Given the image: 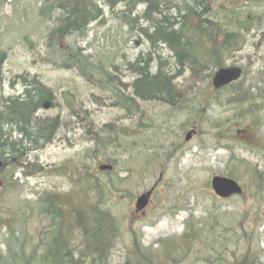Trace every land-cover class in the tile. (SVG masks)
Returning a JSON list of instances; mask_svg holds the SVG:
<instances>
[{
  "label": "rangeland",
  "instance_id": "1",
  "mask_svg": "<svg viewBox=\"0 0 264 264\" xmlns=\"http://www.w3.org/2000/svg\"><path fill=\"white\" fill-rule=\"evenodd\" d=\"M37 3L5 0L0 6V46L7 58L2 96L22 93V78L36 77L55 94L52 107L39 112L58 115L60 123L50 142L29 153L23 170L10 174L14 168L6 165L0 173L8 186L0 189V264H38L34 257L50 223L39 212L40 201L88 187L114 218L106 264H236L244 257L264 264V96L256 115L240 119L236 105L225 101L226 91L215 93L211 79L194 83L184 71L175 79L185 91L181 110L137 98L130 104L122 96H132L135 73L128 62L149 45L131 37L107 9L103 22L92 23L83 36L60 41L63 49L80 47L84 70L63 67L60 56L53 59L42 48L51 24L38 20ZM156 52L170 70L169 50ZM226 65L240 66L247 84L264 87V35L249 31ZM192 127L196 133L185 141ZM101 164L113 168L100 172ZM228 172L244 191L218 198L209 180ZM155 183L147 207L135 212L136 197ZM189 226L193 235L182 243Z\"/></svg>",
  "mask_w": 264,
  "mask_h": 264
},
{
  "label": "trees",
  "instance_id": "2",
  "mask_svg": "<svg viewBox=\"0 0 264 264\" xmlns=\"http://www.w3.org/2000/svg\"><path fill=\"white\" fill-rule=\"evenodd\" d=\"M4 1L1 0V7ZM37 4L38 20L51 24L42 48H46L53 59L60 56L63 67H79L82 71L86 58L81 56L80 47L63 49L60 41L83 36L92 23L103 22L108 9L118 19L120 27L128 29L131 37L136 36L134 39L138 37L149 45L147 52L139 53L128 62L127 68L135 76L129 85L132 96L123 94V99L130 104L135 98L157 101L177 111L182 109V101L186 98L175 79L184 71L194 83L210 81L214 71L225 66L228 57L242 49L249 31L257 30L264 35V12L255 11V7L264 9V0H38ZM139 6L141 10L137 9ZM117 7L120 10L116 13ZM23 40L30 48L36 47L34 42L28 44V35H24ZM162 46L169 50L174 60L172 70L165 69L167 60L164 62L156 52ZM6 59V50L0 46V160L3 162L0 173L7 165L14 168L10 173L13 174L16 169L26 167L29 153L53 139L60 118L39 112L52 107L55 94L36 77L28 82L22 78V93L2 96ZM111 77L118 79L115 75ZM263 88L247 84L241 78L220 89L212 87V90L215 93L226 91L225 101L235 104L234 114L245 119L256 115L260 107L258 101L264 96ZM225 175L236 178L230 172ZM12 185L10 183L9 188ZM6 188L5 180L0 179V189ZM92 189L56 193L51 200L40 201L39 212L50 218V223L39 244L41 254L34 252V262L106 264L114 245V218L102 208L99 195L95 200L89 196ZM191 230L189 226L179 241L188 243L189 236L193 235ZM142 258L147 259L143 255ZM254 259L244 257L236 264H254Z\"/></svg>",
  "mask_w": 264,
  "mask_h": 264
},
{
  "label": "water",
  "instance_id": "3",
  "mask_svg": "<svg viewBox=\"0 0 264 264\" xmlns=\"http://www.w3.org/2000/svg\"><path fill=\"white\" fill-rule=\"evenodd\" d=\"M242 74V69L239 66H226L218 68L211 79L213 87L220 88L229 83L237 81L240 79ZM196 133V129L192 127L189 129L184 136L185 141H189ZM2 162L0 160V167ZM101 170L112 169V165L100 166ZM210 186L213 193L221 198H228L232 195H239L242 193L243 188L240 183L234 178L215 174L210 179ZM154 187L140 193L135 200V212L142 211L149 203L150 197L153 193Z\"/></svg>",
  "mask_w": 264,
  "mask_h": 264
},
{
  "label": "bare ground",
  "instance_id": "4",
  "mask_svg": "<svg viewBox=\"0 0 264 264\" xmlns=\"http://www.w3.org/2000/svg\"><path fill=\"white\" fill-rule=\"evenodd\" d=\"M258 111H259V110H258ZM256 112H257V111H256ZM103 165H110V164H101V165H99V166H98V170H100V172H109V171H111V169H104V170L99 169L100 166H103Z\"/></svg>",
  "mask_w": 264,
  "mask_h": 264
}]
</instances>
